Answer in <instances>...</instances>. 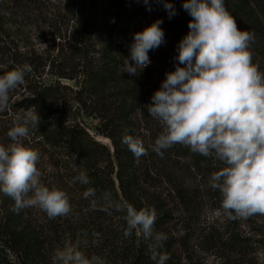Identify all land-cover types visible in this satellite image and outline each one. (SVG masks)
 Masks as SVG:
<instances>
[{"label":"trees","instance_id":"16d2710c","mask_svg":"<svg viewBox=\"0 0 264 264\" xmlns=\"http://www.w3.org/2000/svg\"><path fill=\"white\" fill-rule=\"evenodd\" d=\"M45 2L9 0V5L22 14L38 10L41 18ZM62 2H65L64 12L59 11L62 20L71 21L72 25L66 31L59 30L60 38L67 39L62 42L59 60L35 51H23L7 28L8 20L0 7V75L25 63L32 68L25 75V83L18 86L24 90V96L1 115L0 126L7 136L16 115L23 116L30 107H35L40 121L36 126L28 125L29 135L22 143L39 150L41 157L37 166L42 183L64 190L72 207L67 217L55 219H49L35 208L15 213L11 210L13 201L0 193V264H52V254L58 248L54 245L56 242L62 243L61 248L64 241L69 245L79 243L81 251L80 238L86 233H99L129 264H156L150 259V241L135 231L131 237L124 236L127 227L124 213L103 210L104 192H110L114 200L131 203L137 210L155 209L154 232H163L168 237L159 251L167 252L170 259L166 264H172L176 247L187 245L194 224V217L187 215L191 211L193 214L199 196L191 181L201 177L209 183L211 173L225 166L214 156L192 153L179 144L163 150L162 158L152 151L162 128L158 120L149 116L145 106L152 103L151 97L160 90L165 74L174 71L177 65L184 67L176 57L178 44L188 34L192 19L182 7L185 0H167L173 4L176 14L169 18L168 11H163L153 19L144 16L142 0ZM224 3L238 28L254 33L250 50L253 63L261 65L264 0H224ZM157 20L162 21L164 43L149 51L151 63L142 70L137 69L136 76L124 73L122 68L134 42L133 34ZM47 75L54 76L55 81L46 83ZM63 80L73 81L76 86ZM85 117L99 122L96 135L90 132ZM125 134L141 138L147 155L137 160L121 142ZM97 135L108 138L111 146L99 142ZM81 170L89 177L88 185L72 182ZM89 187L96 194L86 199L83 192ZM211 191L220 206L219 192L210 188ZM171 205H179L186 216L181 221L184 235L179 240L170 229L179 218ZM262 216L247 220V233L240 229L239 219L232 220L231 232L227 230L217 236L219 245L235 254L249 253L262 242L264 227L258 223Z\"/></svg>","mask_w":264,"mask_h":264},{"label":"clouds","instance_id":"9594fccd","mask_svg":"<svg viewBox=\"0 0 264 264\" xmlns=\"http://www.w3.org/2000/svg\"><path fill=\"white\" fill-rule=\"evenodd\" d=\"M154 2L164 4L169 18L176 14L167 0ZM143 3L148 5L149 0ZM182 7L192 18L188 34L177 47L176 59L184 67L177 65L174 71L167 72L160 90L151 97L152 103L145 106L162 128L152 151L162 158L163 150L179 144L192 153L214 156L225 165L209 177L210 187L220 194L223 214L230 220L264 215V72L253 63L250 46L255 35L238 28L224 0H185ZM161 23L157 20L133 34L124 73L136 76L137 69L149 66V51L164 43ZM31 71L25 63L0 75V112L8 109L10 92L23 85L26 73ZM39 121L32 106L23 116L16 115L7 131L11 143L0 144V193L13 201L11 210L15 213L35 208L49 219L67 217L72 211L68 194L42 183L37 166L40 152L22 143L29 135L28 125L36 126ZM121 142L137 160L147 155L138 136L125 134ZM72 182L88 185L90 180L81 170ZM95 194L91 187L83 192L86 199ZM102 199L103 210L124 213V236L131 237L135 231L150 241V259L166 264L170 256L159 249L168 237L154 232L155 209L137 210L127 201L114 200L110 192H104ZM51 259L52 264H104L98 256L87 257L79 250V243L55 249Z\"/></svg>","mask_w":264,"mask_h":264},{"label":"rangeland","instance_id":"374dc122","mask_svg":"<svg viewBox=\"0 0 264 264\" xmlns=\"http://www.w3.org/2000/svg\"><path fill=\"white\" fill-rule=\"evenodd\" d=\"M45 3L46 7L42 10L41 18H39L40 14L38 10L27 14L12 10L9 5V0H0V7L2 8V13L8 20L7 28L10 29L14 39L19 43L23 51H35L43 57L59 60L62 44L67 41L64 37L60 38L59 30L66 31V28L72 24L71 21L65 22L62 20L61 13L59 12L60 9L64 12L65 2H62V0H47ZM141 7L142 12L144 11V16H149V19H153L156 15L167 11L162 2L157 3L154 0H149L148 5H145L142 0ZM145 7H147V11ZM149 8H151V11L148 10ZM139 11L141 12V10ZM139 16L142 18L141 14ZM259 61H261L259 62L261 64L259 66L264 71V58H259ZM55 79L52 75L44 77V81L48 84H51ZM63 82L71 86H76L73 81L63 80ZM23 93L24 90L20 87L11 91L9 94V106L19 101L24 96ZM4 112H0V118ZM84 121L90 132L96 135V127L99 122L86 117ZM4 131L0 126V144L8 145L11 141L7 138ZM96 139L107 146H111L108 138L97 135ZM204 179L198 177L196 180L191 181L193 188L198 189L196 193L199 196L195 208L196 211L194 209L193 214L191 211L187 215V217H194V224L191 226L192 231L190 232V239L187 245L176 247V256L173 257L172 264H264V236L262 242L255 245L246 255L232 253L219 245L217 236L219 234H225L227 230L231 232L229 228L233 221L223 214L221 208H218L220 206L216 204L215 199L212 197L213 191L210 192L211 187ZM171 207L174 209L175 215L179 216V218L170 225V229L173 235L179 240L184 235L181 221L183 220V216H186L183 214L179 205H171ZM247 220H238L241 224L240 229L245 233L249 231L247 226L249 222ZM258 223L264 227V216L258 218ZM64 243V246L69 245L66 241ZM61 244V242H56L54 245L61 248ZM80 246L81 251L87 257L90 258L93 255L98 256L103 260L104 264L130 263L119 252H114L112 243L103 239L100 235L96 237L93 233L84 234L80 238ZM3 252L5 251L3 250Z\"/></svg>","mask_w":264,"mask_h":264}]
</instances>
